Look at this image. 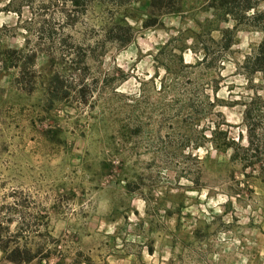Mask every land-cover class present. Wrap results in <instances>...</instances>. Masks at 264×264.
Instances as JSON below:
<instances>
[{
	"label": "rangeland",
	"instance_id": "rangeland-1",
	"mask_svg": "<svg viewBox=\"0 0 264 264\" xmlns=\"http://www.w3.org/2000/svg\"><path fill=\"white\" fill-rule=\"evenodd\" d=\"M72 1L0 0V240L26 264H264V110L247 143L233 68L260 35L242 22L222 55L202 32L200 62L209 0L164 1L147 30L149 0ZM211 128L245 152L214 153Z\"/></svg>",
	"mask_w": 264,
	"mask_h": 264
},
{
	"label": "trees",
	"instance_id": "trees-1",
	"mask_svg": "<svg viewBox=\"0 0 264 264\" xmlns=\"http://www.w3.org/2000/svg\"><path fill=\"white\" fill-rule=\"evenodd\" d=\"M164 1L168 0L148 1L147 12L140 22V28L147 30L153 27V24L160 18V10H162L161 8ZM72 4L73 6H76L77 1H72ZM207 4V8L211 10V21H206L197 25L199 34L192 35L191 39H189L190 45L188 47V50L192 53L199 52L201 55L200 62L204 60V55L207 53V48L204 42L199 39L202 32H205L206 34L214 32L217 35V40L212 43L220 52L223 53L222 55L229 54V49L236 44L234 37L237 32L244 33L253 28L252 30H255L256 33L260 35V40L256 46L248 49L247 54L242 57L241 62L238 65L233 64L234 71L239 72V75L244 79V82L247 85L245 90L251 93V97L248 99V102L241 105L242 113L240 116L241 124L245 132V140L247 143H250L252 131V125H250L251 115L257 113L260 107L264 110V102H259V99L255 95L256 91H264V11L256 15L253 14L250 18L245 20V17L243 16H246V13L251 12L254 9V5L250 4V0H209ZM226 20H229L231 23L230 26L227 29H219L217 24L225 23ZM247 20L251 29L246 26H241V23L246 22ZM213 23H216V26L212 27L211 25ZM258 23L259 26H257ZM253 25L256 27H253ZM122 28L124 33H129L130 29L125 24H122ZM114 42L117 44H124L126 41H122L117 38L116 41H112L113 44ZM181 50L182 49L180 48L179 51ZM211 62L209 64H211ZM176 65L179 68H183L179 55L176 57ZM161 68L165 73H169V70L165 65H162ZM254 76H257L259 82L258 86L251 85L252 78ZM207 134L208 138L203 139V137H201V140L204 141L214 153L222 154L227 150L232 151L228 157L229 163L237 159L238 153L243 154L245 152V150H241L229 142L225 138V133L218 131L217 128H211L207 131ZM226 197L229 198L228 195ZM230 198L235 200V202H238L236 200L238 198L236 195ZM226 206H228V203ZM28 254V251L24 249V247L18 245L8 247L5 241L3 242L0 240V255L7 263L26 264L30 261ZM20 256H23L22 260L20 259Z\"/></svg>",
	"mask_w": 264,
	"mask_h": 264
}]
</instances>
